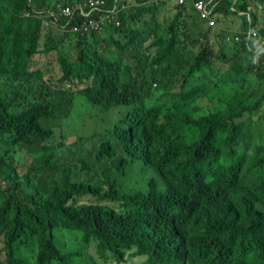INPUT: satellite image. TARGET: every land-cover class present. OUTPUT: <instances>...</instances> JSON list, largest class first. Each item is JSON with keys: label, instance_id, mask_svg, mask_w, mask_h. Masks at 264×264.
<instances>
[{"label": "trees", "instance_id": "1", "mask_svg": "<svg viewBox=\"0 0 264 264\" xmlns=\"http://www.w3.org/2000/svg\"><path fill=\"white\" fill-rule=\"evenodd\" d=\"M83 1L0 0V264H80L92 249L118 264H264V70L247 36H264V0H212L220 24L240 20L231 54L192 6L148 20L159 0H119V25L72 33L82 21L58 6ZM54 50L60 85L31 66ZM114 110L102 131L87 122ZM137 161L157 177L134 176ZM56 230L84 246L63 250Z\"/></svg>", "mask_w": 264, "mask_h": 264}, {"label": "rangeland", "instance_id": "2", "mask_svg": "<svg viewBox=\"0 0 264 264\" xmlns=\"http://www.w3.org/2000/svg\"><path fill=\"white\" fill-rule=\"evenodd\" d=\"M170 5H173V4H170ZM234 24H238V25L234 26ZM239 24H240V20H238V23H237V19L235 17H230L228 22L222 24L221 27H215L214 29H211L214 32V35H216V31H218L219 28H224L222 31L221 37H223V40H226V41L222 44V47H220V48L225 49V53H227V54H231L230 50H232V44H231L230 40H228L229 38L227 35V31L228 30L231 31L232 34L236 33V31L239 30V27H240ZM48 28L49 29L47 30V32L49 31V35L52 37L61 36L63 34V31H61V29L59 27H57V29H55L54 27L48 26ZM235 28H237V30H234ZM112 56L117 58V56H115L114 54H112ZM119 56H124V54L120 53V55H118V57ZM31 66L33 69L42 70L44 72L45 78L47 80H51V83H53L54 85H60V79L62 77V72H61L60 65L58 63L57 52L55 50L50 52L47 55L38 54L34 58ZM220 66H224V65L220 64ZM77 83L78 82L70 84V87L74 91H78L80 88L83 87L82 85H79ZM82 100H84V99H82ZM118 116H119L118 110H114L113 112H110V113L105 115L106 122L103 124L99 122L98 118H91V119L87 120V122L88 123H95V125H92V128L94 131L99 132V131H102L105 126L109 127L118 118ZM80 126H82V123L77 124V127H80ZM253 133L255 135L253 139H256L259 134L264 133V125L261 123H258L256 125L255 129L253 130ZM74 141H75L74 136L68 137L66 139L67 147L69 148L74 143ZM250 141H251V139L244 141L243 145H246ZM254 150H255L254 147L251 148V151H254ZM124 158H127V156L124 155ZM26 159L27 160H25L24 163L20 166L21 172H23V170L25 169V166L31 160L30 158H26ZM133 170L135 171L134 176L143 175L145 178H147V181L150 180L154 176L157 177V174L154 171H152L149 166H146L143 162L137 161L133 166ZM81 200H83V201H97L96 198H94L93 196H90V195L82 197ZM116 205H118V204H116ZM56 231H57V233H56L57 234V242H58L59 246L63 248V250L71 251V250H75L76 248H81L82 246H84V243H82L77 232H75V231H58V230H56ZM0 247H2L1 241H0ZM90 255L94 258V260L90 258ZM90 255L88 254L85 257V260L82 259V262L80 264H95V260L98 262V264H118L115 261L108 262L105 258H99L98 254L94 251V249H92V251L90 252ZM135 261H137V259H135Z\"/></svg>", "mask_w": 264, "mask_h": 264}, {"label": "built area", "instance_id": "3", "mask_svg": "<svg viewBox=\"0 0 264 264\" xmlns=\"http://www.w3.org/2000/svg\"><path fill=\"white\" fill-rule=\"evenodd\" d=\"M211 2L212 0H176L177 5L180 7L192 6L199 19L205 23L209 29H214L219 25L216 17L214 16V7ZM125 8L126 7L121 4L119 0H116L114 9L107 7L106 0H84L80 4L73 5L72 7L59 5L58 14L59 16L65 18L73 17L76 19L77 16L78 20L82 21V24L74 25L69 31L72 33L86 34L91 30H95L97 32L103 31L107 23L110 24L116 22V24L119 25L120 23L117 21V17L120 10H124ZM25 15L28 16L29 13L27 12ZM45 24L46 26H51L55 29L59 27L63 33L66 31V27H62L59 23H57L56 19L51 18L49 21H46ZM247 36L249 39L254 38L257 42H259L256 49L258 56L253 64L260 66L264 70V36L260 34V32L251 29L247 31ZM228 38L230 39L229 35ZM234 38L235 41L240 40L238 35Z\"/></svg>", "mask_w": 264, "mask_h": 264}, {"label": "crops", "instance_id": "4", "mask_svg": "<svg viewBox=\"0 0 264 264\" xmlns=\"http://www.w3.org/2000/svg\"><path fill=\"white\" fill-rule=\"evenodd\" d=\"M161 1L162 3L159 4V6L162 8L160 10H158L156 12V16H153L152 14L147 17L148 20H152L154 18H157V20L160 22V23H163L165 21H169L173 18V16L178 13L177 11V3H176V0H159ZM151 3V2H150ZM169 4V5H168ZM170 4H173V5H170ZM184 20V19H183ZM159 24V23H158ZM218 27H221L222 24H220L218 22ZM157 26V25H156ZM200 28L202 29V31H205L207 30V26L205 23H201L200 21L198 22V25H197V32H199ZM221 30H223L224 28H219ZM238 32V31H236ZM197 35V34H196Z\"/></svg>", "mask_w": 264, "mask_h": 264}]
</instances>
